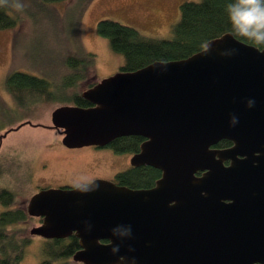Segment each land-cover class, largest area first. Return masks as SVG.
Listing matches in <instances>:
<instances>
[{
	"label": "water",
	"instance_id": "obj_1",
	"mask_svg": "<svg viewBox=\"0 0 264 264\" xmlns=\"http://www.w3.org/2000/svg\"><path fill=\"white\" fill-rule=\"evenodd\" d=\"M80 96L87 106L50 111L64 145L140 135L129 164L160 174L148 187L101 177L41 187L26 202L41 217L29 234L72 233L83 264H264V193L260 208L240 201L235 175L255 169L236 153L264 150V47L226 31L185 57L117 69ZM222 138L232 144L210 147Z\"/></svg>",
	"mask_w": 264,
	"mask_h": 264
},
{
	"label": "rangeland",
	"instance_id": "obj_2",
	"mask_svg": "<svg viewBox=\"0 0 264 264\" xmlns=\"http://www.w3.org/2000/svg\"><path fill=\"white\" fill-rule=\"evenodd\" d=\"M183 0H19L22 8L12 27L0 29V133L24 120L50 125V111L58 104H70L69 96L86 88V80H98L118 69L122 54L111 49L108 39L95 30L99 18H111L135 27L154 37H165L178 17ZM87 77L65 90L59 88L62 75L68 72L64 57L72 54L77 60L84 53ZM26 71L49 81L54 89L50 103L26 100L19 102L4 85L9 70ZM93 74V75H92ZM25 101V100H24ZM60 136L46 126L23 123L7 131L0 140V186L15 192L11 206H25L31 193L45 185L63 180H86L97 172L119 171L126 166L125 157L111 156L103 162L88 150L63 151ZM59 145V146H58ZM105 162V163H104ZM4 206L0 203V211ZM36 218H27L8 225L17 234L29 237L18 264H37L41 258L42 237L29 234Z\"/></svg>",
	"mask_w": 264,
	"mask_h": 264
},
{
	"label": "trees",
	"instance_id": "obj_3",
	"mask_svg": "<svg viewBox=\"0 0 264 264\" xmlns=\"http://www.w3.org/2000/svg\"><path fill=\"white\" fill-rule=\"evenodd\" d=\"M18 1L7 0L6 4L0 5V29L12 27L16 23L17 11V15L9 11L15 9ZM233 2L234 0L181 1L178 17L170 26L169 35L165 37L145 35L135 27L111 18H99L96 21L95 30L99 35L108 39L111 49L122 54L123 61L118 69L131 70L156 59L185 57L203 47L208 39L226 31L242 41L251 43L232 32L227 5ZM92 55L87 51L79 61L72 54L66 55L63 60L69 70L62 75L59 88L65 90L74 86L78 80L86 78L87 64H90V60L86 57ZM88 79L85 87L96 81L91 80L90 77ZM49 84L46 78L21 70H9L4 76L7 92L21 103H27L26 100L30 103L40 102L44 105L50 103L54 89L50 88ZM69 99L72 100L70 104L80 106L89 104L80 96V92L73 93ZM222 141L223 139L215 144L220 145ZM133 142L135 141L131 139L130 145L124 146L123 149L131 151L134 147ZM159 174V169L153 166L130 164L117 171L114 174V180L115 183L128 187H148L154 183ZM15 195L10 188L0 186V203L4 206L0 211V264H18L23 255V248L29 240L28 236L17 234V230L14 228L12 230L8 225L27 218H35L27 214L25 207L11 206ZM42 240V255L37 264H83L71 258L72 252L78 248L77 238L72 233L65 237L43 238Z\"/></svg>",
	"mask_w": 264,
	"mask_h": 264
},
{
	"label": "flooded vegetation",
	"instance_id": "obj_4",
	"mask_svg": "<svg viewBox=\"0 0 264 264\" xmlns=\"http://www.w3.org/2000/svg\"><path fill=\"white\" fill-rule=\"evenodd\" d=\"M58 105H60V104H58ZM49 120H50V116H49ZM28 124L38 125V126H46L50 129L54 130L60 136V138H59V141H60L59 145L60 146L58 145L60 150H63V151H69L70 150V151L78 152L81 149L85 148V149L92 151L95 154V156L98 155L102 162L104 160H106L107 157L111 158V156H113V157L114 156H123V157L126 156L125 157V161H126L125 167L130 165L129 164V158H130L131 154L133 152L137 151L139 143L143 140V137L140 135L128 134V135L115 136L110 141H108L102 145L87 144V145H80V146H66L61 142L62 133L57 128H53V127L49 126V124H45V123H41V122H39L37 124L36 123H28ZM131 139H133L135 141V142H133V146H134L133 149L131 151L123 149L124 146L128 147L130 145ZM222 139H223V141L221 142L220 145H216L215 144L216 142H215L210 147L218 148V149H224V148L229 147L232 144V142L230 140H228L226 138H222ZM222 139H220V140H222ZM262 148H264V144H262ZM235 157H236L237 161H247L252 167L255 168V169H249V170L248 169L237 170L235 175H236V182L238 183V186H237L238 198L240 201H242L244 203H247V204H250L253 206L256 205L260 208L263 204V193H264V168H261V166H264V150L263 151H259V150L251 151V157H248V155H246L245 153H243V154L236 153ZM229 163H230V157H224L222 159L223 165L226 166ZM140 165H143V164H140ZM107 167H108V165H106V163H105V169L103 170V172H97L86 180H80V181H75V182L63 180V181H60L59 183H57L55 185H51V186H69V185H74V184H78V183H84V182H88L89 180H91L95 177L106 178V179H109V180H112L113 182H115L114 174L117 171H115V172L106 171V170H109ZM201 172L202 171H200V170H196L195 174L200 175ZM45 186H50V185H45ZM224 201H229V199H224ZM23 207H26V204ZM30 216H32V215H30ZM33 217L36 218L38 223L40 222V220H41L40 216H33Z\"/></svg>",
	"mask_w": 264,
	"mask_h": 264
},
{
	"label": "clouds",
	"instance_id": "obj_5",
	"mask_svg": "<svg viewBox=\"0 0 264 264\" xmlns=\"http://www.w3.org/2000/svg\"><path fill=\"white\" fill-rule=\"evenodd\" d=\"M6 3L7 0H0V5ZM15 7L20 9L22 5ZM227 12L234 35L250 41L253 46H264V0H234L227 5ZM248 103L251 106L253 101Z\"/></svg>",
	"mask_w": 264,
	"mask_h": 264
},
{
	"label": "bare ground",
	"instance_id": "obj_6",
	"mask_svg": "<svg viewBox=\"0 0 264 264\" xmlns=\"http://www.w3.org/2000/svg\"><path fill=\"white\" fill-rule=\"evenodd\" d=\"M24 123H30V122H28V121H24Z\"/></svg>",
	"mask_w": 264,
	"mask_h": 264
}]
</instances>
